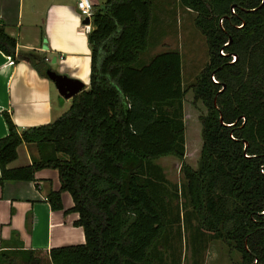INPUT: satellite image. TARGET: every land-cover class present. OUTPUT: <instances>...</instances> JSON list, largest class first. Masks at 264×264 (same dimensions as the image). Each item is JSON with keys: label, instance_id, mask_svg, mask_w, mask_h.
<instances>
[{"label": "trees", "instance_id": "obj_1", "mask_svg": "<svg viewBox=\"0 0 264 264\" xmlns=\"http://www.w3.org/2000/svg\"><path fill=\"white\" fill-rule=\"evenodd\" d=\"M176 1L194 13L207 48L188 86L206 111L198 116L196 169L182 161L186 88L178 52L136 65L148 45L151 1L104 0L86 34L87 86L48 123L18 129L3 113L0 137V180L30 181L38 169H55L59 188L45 200L60 210V192L69 194L84 241L45 253L1 245L0 264H166L169 249V264H178L171 240L179 231L171 229L179 223L193 254L203 247V229L237 251L240 264H264V0ZM0 51L46 77L44 57L17 51L1 23ZM20 143L34 144L37 156L7 168ZM169 155L180 161L183 213L169 206L179 196L154 163Z\"/></svg>", "mask_w": 264, "mask_h": 264}, {"label": "crops", "instance_id": "obj_2", "mask_svg": "<svg viewBox=\"0 0 264 264\" xmlns=\"http://www.w3.org/2000/svg\"><path fill=\"white\" fill-rule=\"evenodd\" d=\"M90 1L93 7L100 5ZM81 22L74 0H0V23L15 39L17 51L35 50L48 69L88 83L89 48L86 34L79 30ZM52 89L50 80L29 63L11 61L0 51V137L6 134L3 113L18 129L48 123L60 115ZM66 100L57 98L60 104ZM15 151L7 168L27 165L37 156L34 144L20 143ZM58 188L52 168L36 170L30 181L0 180V246L45 253L82 244L83 232L74 225L77 213L70 210L69 194L60 192V210H51L45 200L49 190Z\"/></svg>", "mask_w": 264, "mask_h": 264}, {"label": "rangeland", "instance_id": "obj_3", "mask_svg": "<svg viewBox=\"0 0 264 264\" xmlns=\"http://www.w3.org/2000/svg\"><path fill=\"white\" fill-rule=\"evenodd\" d=\"M104 0H97L98 4ZM152 3L151 25L148 36V45L146 49L138 56L136 65L145 64L156 53L175 50L180 56L182 82L186 91L182 100V114L184 125V154L183 163L191 169H196L197 160L201 146L199 115H203L205 107L199 100H193L192 91L188 87L193 83L195 76L207 61V48L203 35L193 25L194 13L181 8L176 0H150ZM58 74V73H57ZM61 75V74H60ZM66 77V76H65ZM83 85L87 84L80 81ZM53 96L55 105L61 111H65L69 105L70 99L57 102V93L53 86ZM63 101V100H62ZM68 101V102H67ZM154 163L160 166L167 191L176 190L179 196L182 174L179 170L180 161L173 156H162L154 160ZM169 206L183 213V197L177 199L170 198ZM191 224L195 227L198 222L191 219ZM172 232L179 231V235H174L171 240L175 256L178 258V264H240L241 259L237 251L231 249L221 239L211 238V233L202 231L203 247L193 254L188 240L187 227L182 223L172 226ZM170 249L166 252V264H169Z\"/></svg>", "mask_w": 264, "mask_h": 264}, {"label": "water", "instance_id": "obj_4", "mask_svg": "<svg viewBox=\"0 0 264 264\" xmlns=\"http://www.w3.org/2000/svg\"><path fill=\"white\" fill-rule=\"evenodd\" d=\"M87 21L86 17L82 19L83 23H87ZM45 75L53 84L57 92V98L60 101L70 99L74 94L83 89V84L80 81L57 74L51 69H46Z\"/></svg>", "mask_w": 264, "mask_h": 264}, {"label": "built area", "instance_id": "obj_5", "mask_svg": "<svg viewBox=\"0 0 264 264\" xmlns=\"http://www.w3.org/2000/svg\"><path fill=\"white\" fill-rule=\"evenodd\" d=\"M74 2L80 18L83 19L86 17L88 20L87 23L81 22L79 25L80 32L87 34L91 30V14L93 11V5L90 0H74Z\"/></svg>", "mask_w": 264, "mask_h": 264}]
</instances>
